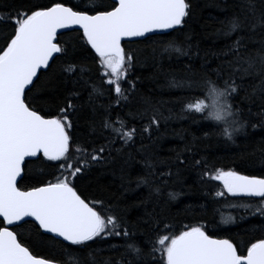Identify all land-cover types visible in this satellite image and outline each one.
Returning a JSON list of instances; mask_svg holds the SVG:
<instances>
[{
  "label": "snow or ice",
  "instance_id": "6c2138e0",
  "mask_svg": "<svg viewBox=\"0 0 264 264\" xmlns=\"http://www.w3.org/2000/svg\"><path fill=\"white\" fill-rule=\"evenodd\" d=\"M197 8L196 0H0V264H62L56 256L81 253L79 264H264V139L253 140L258 169L239 156L251 174L196 158L207 130L173 149L174 158L146 151L145 139L174 118L223 121L218 135L231 144L238 134L264 137V119L254 123L241 107L247 116L253 103L264 108V0L226 4L231 15L217 35L231 42L203 55L186 31ZM174 32L182 38L169 39L159 56L188 64L167 88L195 95L183 98L179 115L165 116L163 101L140 94L132 70L147 61L129 45ZM152 56L155 67L157 49ZM136 163L145 171L133 177ZM189 170L203 200L181 217L171 208L190 190ZM103 175L115 191L99 182ZM142 187L147 195L129 204ZM224 206L236 214L223 215ZM133 207L143 209L134 221ZM251 219L257 224L234 232ZM213 225L234 234L221 238Z\"/></svg>",
  "mask_w": 264,
  "mask_h": 264
},
{
  "label": "trees",
  "instance_id": "16d2710c",
  "mask_svg": "<svg viewBox=\"0 0 264 264\" xmlns=\"http://www.w3.org/2000/svg\"><path fill=\"white\" fill-rule=\"evenodd\" d=\"M66 3H72L73 0H65ZM233 0H196L198 5L197 16L195 20L190 24L186 31L193 32L192 43L199 44L200 49L207 50L209 53H215L219 49L224 48L226 43L231 41L228 38L218 36L217 32L221 27L220 21H223L227 15H231V12L225 9V5L232 4ZM177 37L182 38V34L174 32L168 39L160 38L158 42H149L147 44H131L130 47L136 49H142L140 52V59L146 60L147 62L143 65H137L132 70V75L140 79L138 85L140 94L146 96L158 104H160V110L165 116L179 115L181 105L184 103L183 98H192L193 95L187 91L180 90H169L167 88V82L172 78L173 75L180 77L184 74L185 65L188 64V57H180L176 59L175 57L169 59L167 54L162 57L159 56V50L163 48L168 43L169 39H176ZM157 49L158 60L153 64L152 49ZM207 63L214 67L217 64L215 56L209 54L206 57ZM200 60L196 61L197 68L199 67ZM91 64V60H89ZM93 71H95V65H92ZM98 83V81H97ZM200 98H204L202 95ZM179 101V102H177ZM100 103H104L103 100ZM234 104L238 101H233ZM245 108V116L247 119L253 121L254 123L261 121V116L258 115L259 112L264 111L258 103H253L252 116H247V106L241 105ZM197 120H203L201 114H194ZM146 123V121H144ZM140 126V122H137V127ZM223 125L217 124L214 121H207L204 123H193L191 118L188 119H171L165 125L161 124L158 133H153L152 141L145 139L144 143L148 145L146 151L159 159H170L174 158L175 152L172 150L182 151L185 148L186 143H190L193 136L200 137L206 130L211 132L212 135L208 139L200 140L197 145L196 158L200 156H206L210 161L215 163L219 167L225 169L232 167L244 174H251L253 169L245 166L248 161H255L257 169L259 168V155L260 153L256 150L257 145L253 143V140L264 139L257 135L256 137L249 139L246 138L244 134H238L235 137V144L226 142L225 138L219 136L218 134L222 132ZM85 131L86 129H83ZM249 131H251L249 129ZM158 137V139H157ZM256 152L255 156L251 153ZM240 154H244L246 157V162L242 163L239 159ZM139 160V157H137ZM145 171L141 163H136L131 169L133 177L138 174H142ZM198 171V170H197ZM185 180L183 181L185 186L190 188L185 194H182L180 201L174 204L171 208L173 213L183 216L182 209L188 204H195L202 202L203 197L200 195V188L194 183L196 176L189 170L185 173ZM99 182L103 185H112L111 191H115V183L113 182V177L111 175H103L99 177ZM134 187V185H133ZM181 184L175 183L169 185L168 190H180ZM148 190L146 188H140L134 192H130L127 196V201L129 204L138 202L142 197L146 196ZM143 212L142 208H131L128 215L129 219L135 220ZM223 215L236 214L235 209H231L227 206L221 208ZM219 218V217H218ZM206 220L212 219V210L209 208V215L205 217ZM257 221L251 219L242 224H238L234 232H239L242 228H248L249 225H255ZM216 235L221 238L227 237L234 233H229L222 231L221 228H216L212 226ZM247 239V237H245ZM35 251L41 255H51L50 250L45 248H36ZM101 255H116V253L104 252ZM84 254L72 256H56L57 260H60L62 264H79V261L83 258Z\"/></svg>",
  "mask_w": 264,
  "mask_h": 264
},
{
  "label": "clouds",
  "instance_id": "9594fccd",
  "mask_svg": "<svg viewBox=\"0 0 264 264\" xmlns=\"http://www.w3.org/2000/svg\"><path fill=\"white\" fill-rule=\"evenodd\" d=\"M220 124L223 125V127L228 126L223 121H221Z\"/></svg>",
  "mask_w": 264,
  "mask_h": 264
}]
</instances>
